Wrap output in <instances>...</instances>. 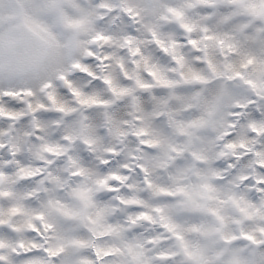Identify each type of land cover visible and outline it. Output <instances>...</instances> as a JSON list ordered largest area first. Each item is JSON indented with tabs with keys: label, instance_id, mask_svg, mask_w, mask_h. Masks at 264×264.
<instances>
[{
	"label": "snow or ice",
	"instance_id": "snow-or-ice-1",
	"mask_svg": "<svg viewBox=\"0 0 264 264\" xmlns=\"http://www.w3.org/2000/svg\"><path fill=\"white\" fill-rule=\"evenodd\" d=\"M0 264H264V0H0Z\"/></svg>",
	"mask_w": 264,
	"mask_h": 264
}]
</instances>
